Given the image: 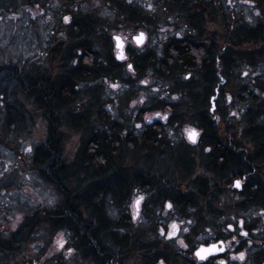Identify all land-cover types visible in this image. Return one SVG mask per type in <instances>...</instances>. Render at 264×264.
Segmentation results:
<instances>
[{
  "label": "flooded vegetation",
  "instance_id": "flooded-vegetation-1",
  "mask_svg": "<svg viewBox=\"0 0 264 264\" xmlns=\"http://www.w3.org/2000/svg\"><path fill=\"white\" fill-rule=\"evenodd\" d=\"M226 5L230 7V3L221 0L217 20L223 25L234 21L230 24L232 33H227L231 46L225 48L223 41L219 46L215 41L191 42L192 51L201 58L180 81H165L167 90L163 95L160 87L149 82L150 90L145 83L148 74L161 79L163 59L155 58L154 53L138 54L121 34H112L113 49L106 54L112 71L97 75L96 52L89 51V70L94 73L89 84L90 103L95 111L89 114L88 137L79 151L94 152L105 145L102 142H107L111 159L104 162L102 157L101 162H91L88 177L72 176L69 182L74 194L70 196L65 193L62 178L68 174V165L62 160L61 137L55 130L61 123L54 124L53 120L51 126L48 124L46 141L54 134L58 136L57 145L48 148L60 153L61 161L51 166L53 171L43 170V175L56 191L58 204L44 207L36 214L42 219L43 229H33L29 216V223L18 229L0 230V264H23L24 253L30 246L35 251L24 264H126L129 252L133 251L140 255L141 264H264V60H260L264 58V27L241 22L237 9L231 19L226 18ZM249 33L255 35V41L241 45V41L252 38ZM116 36L124 42L123 60L117 59L120 52ZM202 36L205 37H190ZM145 37L138 48L145 45L146 34ZM245 46L254 49L242 51ZM226 52L234 57L248 52L255 59L248 68L252 74L255 68L257 75L250 74L247 82L229 81L231 76L239 77L240 68L235 58L231 65H226ZM106 81L120 85L119 92L102 99L97 84ZM132 95L137 101L133 119L141 124L134 130L123 124ZM188 114L191 124L179 136V127ZM164 116L167 120L162 119ZM193 131L194 140L189 137ZM141 153L147 154L142 158L143 165H139L142 168L136 166L130 174L134 163L128 165L129 155L139 160ZM172 156L184 169L197 164L203 171L185 194H162L153 176L144 172V162L152 167L160 164L161 159L174 160ZM236 181H240L239 188ZM196 199L202 202L197 211L200 219L190 218L192 225L187 227L202 229V239L192 244L188 242L191 238L185 237V247L178 246L174 242L182 228L174 215L191 217L187 215ZM173 224L177 225L174 234ZM145 229L154 230L151 241ZM221 242L224 251L205 260L196 257L200 246L220 247ZM240 253H244L243 259L239 258Z\"/></svg>",
  "mask_w": 264,
  "mask_h": 264
},
{
  "label": "rangeland",
  "instance_id": "rangeland-1",
  "mask_svg": "<svg viewBox=\"0 0 264 264\" xmlns=\"http://www.w3.org/2000/svg\"><path fill=\"white\" fill-rule=\"evenodd\" d=\"M139 1L148 13L155 11L154 15L156 14V16H154L155 19L152 22L143 21L144 19L138 23L129 22L124 15L112 9V5H108L104 0H0V82L4 76L3 73L7 71L3 70L7 65L18 67L22 73L21 77L24 79L28 75L34 76L37 74L47 75L52 81H57L65 75L66 77L69 75L68 77L71 78L72 72L70 70L76 64L72 58L78 54L77 49L79 46L85 43L84 39L88 38L89 45L87 44V46L91 47V51L96 52V56L99 58L98 62L104 63L108 50L113 49L110 42L112 34H121L130 42V46L138 51V54L154 53L155 58L163 59L167 45L183 35L181 32L189 22L188 14L184 16V13L172 11L175 6L173 3L166 5L154 0ZM227 3H230V7L228 6L225 10L230 19L234 9H237V18H240L241 22L248 26L257 24L264 27V0H226ZM172 5L173 7H171ZM178 5L181 6V4ZM160 6L166 10H162V8L158 10ZM90 16L98 17L102 21L105 20L107 31L100 30L89 37L87 35L83 37L75 35L76 32L73 31L72 24L77 19L87 20ZM65 17L68 18V21L65 20ZM233 22L231 20L230 23L227 22L226 25H223L217 19L206 18L204 34H202L205 37L202 36L199 41L209 44L211 41H215L218 46L223 41L225 48L230 47L232 40L231 37L228 39L227 33H232L233 29L230 28V24ZM141 32L146 34L147 41L144 46L138 48L132 37ZM251 49H254V47H241L242 51H250ZM239 68V77L231 76L229 81L247 82L250 74L257 75L255 68H253L252 74L245 64L239 65ZM257 71H259V68ZM236 72L235 75H237ZM147 76L146 86L151 90L149 82L153 83V87L155 85L160 87V94L163 95L164 89L167 90L165 81L159 78L156 79V77L154 79L149 74ZM97 87L101 94L99 96L103 99L109 98L115 91L117 92L120 85H113L106 81L104 83L99 82ZM131 88L128 93H131ZM91 90L92 86L89 83H82L75 91L76 99L74 101L60 107L56 104L58 100L53 98L50 101L49 109L51 111H46V107L41 108L33 99H29L20 89L17 81L12 80L7 91L9 101L17 109L23 111L27 121H25L23 129H19L15 134L8 135L3 132L0 134L1 231L18 229L30 220L27 219L29 216H32L30 223L33 225V229H43L42 219L36 214L40 213L44 207L52 208L58 204L56 191L48 185L43 175V168L37 165L33 158L34 150L47 139L48 121L46 117H50L51 121L54 120V124L61 123L55 130L59 138L61 137L62 160L68 165V174H63L62 177L65 193L68 192L70 196L74 194L70 191L73 187L69 182L70 179L74 176L86 177L85 174L82 175L83 172L79 170L78 164L81 158L79 150L85 138L88 137L90 128L89 114L95 111L90 103ZM134 95L129 97L131 107L125 109L124 114L126 117L123 122L126 127L129 126V129L133 130L141 125L133 119L136 115L134 109L137 103ZM2 110L0 108L1 119L4 114ZM73 117H75V120H73ZM80 117L82 118L79 119ZM58 119L61 121H57ZM81 122L84 123L81 125ZM181 124L177 133L179 136L191 124L189 114L185 116ZM2 129L3 126L0 124V130L2 131ZM178 140H181V137H178ZM146 156V153H141L138 160L136 157L129 155L128 165L134 163V168H129L130 174L132 171H136V166L139 169L142 168L139 165H143L142 158L144 159ZM194 156H196V162H199L198 155ZM172 159H174V156H172ZM159 161L160 164L152 165V167L144 162V172L149 177L153 176L154 183L158 185V189L162 194L178 195L187 193L190 183L200 177L203 172L200 165L197 164L184 169L182 164L175 161V159L165 162H163V159ZM213 204L216 206L215 202ZM191 205L190 212L187 215L190 216L191 214V217L185 218L184 214L179 217V213L174 215L175 221L182 228L180 229L181 235L174 244L181 247H185V237L187 239L191 238L187 241L192 244L199 243L202 239V229H188L187 227L192 225L190 218L200 219L197 211H200L202 202L200 199H196ZM133 212H135L134 208L132 209ZM186 221L190 222L186 223ZM192 223L194 224V222ZM132 231L137 235L136 229ZM144 232L148 240L151 241L154 230L145 229ZM34 246L36 245L34 244ZM34 251L35 249L30 246L24 253V259L21 262L24 264L26 257L33 255ZM127 258L126 264H141L142 262L140 255L134 253V251L129 252ZM235 258L238 259V257Z\"/></svg>",
  "mask_w": 264,
  "mask_h": 264
},
{
  "label": "trees",
  "instance_id": "trees-1",
  "mask_svg": "<svg viewBox=\"0 0 264 264\" xmlns=\"http://www.w3.org/2000/svg\"><path fill=\"white\" fill-rule=\"evenodd\" d=\"M108 5H112V9L117 11L119 14L124 15L129 22H140L142 19L146 22H152L155 19L154 15L155 11H151L148 13L146 8L140 3L139 0H104ZM161 4H174L171 7L172 11H178V13H184V16L188 14V24L184 27L181 34L183 38H176L171 43H169L165 50V55L163 61L161 62V79L164 81H180L183 74L192 69L195 65H197V60L200 59L201 55L198 53H194L191 49L190 43H195L196 41L201 40V37H190L191 35H202L204 34V24L206 18L217 19L219 18V1L220 0H154ZM226 1V0H225ZM219 2V3H218ZM178 4H181L179 6ZM164 8L165 5H163ZM166 10L163 7H158V10L161 9ZM227 10V5H226ZM226 18H229V14L227 13ZM229 22V21H227ZM226 22V23H227ZM106 21L101 20L98 17L90 16L87 20H76L72 26L73 31H75V35L78 36H90L94 32H99L100 30L103 32L107 31ZM189 27V30H188ZM252 38H247L245 41H241V45L250 44V42L255 41V35L253 33H249ZM85 43H83L77 49L78 54L74 55L72 58L76 64L71 68V78L63 76L61 79L57 81H52L49 76L37 74V75H28L25 79L21 77V72L18 67H12L7 65L3 70L5 71L4 76L0 82V108L4 111L3 117L1 119L0 116V124L3 126L1 132L6 133L8 135L15 134L19 129H23L25 125V121H27L26 115L23 111H20L16 108L14 104L9 101V96L7 95L8 87L10 86L12 80L17 81L20 89L26 94L29 99H33L34 102L42 107H46V111H51L50 101L53 98H56L58 102L56 103L58 106L68 105L72 101L76 99V89L82 83H89L91 78L94 77V73H92L90 69L92 60V55H90L89 51L91 50L89 45L88 38L84 39ZM83 41V42H84ZM107 41V40H106ZM79 49L81 54H79ZM71 54V53H69ZM238 60L239 65L245 64V66L249 67L251 65V61L253 62L255 59L251 57L248 52H241L239 57H234L232 53L226 52L225 61L227 64L231 65V61ZM99 58L97 57L98 69L97 75H100L105 70L111 72V67L107 64V56L105 57L104 63L98 62ZM260 60H264L261 58ZM201 64H204V60L202 59ZM137 66V65H136ZM2 70V69H1ZM227 70V67H226ZM68 73V71H67ZM4 86V87H1ZM48 124L51 126L53 124V120L48 119ZM84 122H81V125ZM1 136V135H0ZM56 134L52 135L46 142H44L41 146L37 147L34 150L33 158L34 162L37 165H40L43 170L53 171L51 166L56 162H60L61 159L60 153L55 152V149L48 148V146L57 145ZM2 140V139H1ZM104 146L98 147L94 152L83 151L80 153V161L78 168L82 170L86 177H88L89 165L91 162H101L100 158L103 157V160L110 161L111 153L107 149L109 147V143H104ZM99 144V145H103ZM86 147L88 146V142L85 143ZM90 156L92 158H90ZM59 159V160H58ZM49 164V168L47 165ZM66 166V165H64ZM55 167V166H54ZM68 171V168L65 170ZM83 174V175H84ZM65 175V174H64Z\"/></svg>",
  "mask_w": 264,
  "mask_h": 264
},
{
  "label": "snow or ice",
  "instance_id": "snow-or-ice-1",
  "mask_svg": "<svg viewBox=\"0 0 264 264\" xmlns=\"http://www.w3.org/2000/svg\"><path fill=\"white\" fill-rule=\"evenodd\" d=\"M65 20L68 21V18L65 17ZM114 39L116 40V47H117L118 49H123L124 45H123L122 42L120 41V38H119V37H114ZM134 39L136 40V43H137V44H141V43L143 42V34H140V36H138V37H134ZM117 59H119V60H123V59H125L124 54H123V51H121V52L118 54ZM128 68H129V70H131V69H132V65L129 64V65H128ZM159 115H160V114L157 113V116H159ZM162 119L167 120V116L162 117ZM137 127H139V125H137ZM195 136H196V133H195L194 131L191 132V133L189 134L190 139H193V140H194ZM235 186H236L237 188H239V187L241 186V185H240V181H236ZM141 199H142V198H141ZM138 203H139V201H137V204H138ZM168 207L171 208L172 205L169 204ZM229 227L231 228V225H230ZM171 228L173 229V234H174L175 230L177 229V225L173 224V225H171ZM162 234H163V230H162ZM242 235H247V233H242ZM233 239H235V237H233ZM222 244H223V242H221V246H220V247H218L217 244H211V245H209L208 247H201V248L195 253V255H196L197 257H199V259H201V260H205V259L208 258L209 255H211V254H213V253L224 251V248H223ZM62 246H63V244L61 243V247H62ZM69 251H71V250H69ZM239 258H240V259H243V258H244V253H240ZM220 264H224V261H220Z\"/></svg>",
  "mask_w": 264,
  "mask_h": 264
},
{
  "label": "water",
  "instance_id": "water-1",
  "mask_svg": "<svg viewBox=\"0 0 264 264\" xmlns=\"http://www.w3.org/2000/svg\"><path fill=\"white\" fill-rule=\"evenodd\" d=\"M140 34H143V42L141 43V44H137L136 43V40L134 39V41H135V43H136V45L137 46H141L143 43H144V41L146 40V37H145V34L143 33V32H141V33H139L137 36H135V37H138V36H140ZM116 37H119L120 38V41L122 42V44L124 45V42H123V40H122V38L120 37V36H116ZM115 42H116V40H115ZM124 48V47H123ZM119 50V52H121V51H123V49H118ZM124 54V53H123ZM118 56V55H117ZM201 247H208V246H200L198 249H197V251L201 248ZM196 251V252H197ZM195 252V253H196ZM217 253V252H216ZM216 253H213V254H216ZM213 254H211V255H213ZM197 257V256H196ZM199 258V257H198Z\"/></svg>",
  "mask_w": 264,
  "mask_h": 264
}]
</instances>
